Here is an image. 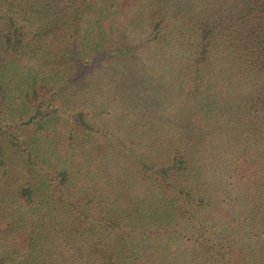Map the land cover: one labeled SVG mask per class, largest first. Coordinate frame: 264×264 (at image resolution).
<instances>
[{"label": "trees", "instance_id": "obj_1", "mask_svg": "<svg viewBox=\"0 0 264 264\" xmlns=\"http://www.w3.org/2000/svg\"><path fill=\"white\" fill-rule=\"evenodd\" d=\"M0 264H264V0H0Z\"/></svg>", "mask_w": 264, "mask_h": 264}]
</instances>
